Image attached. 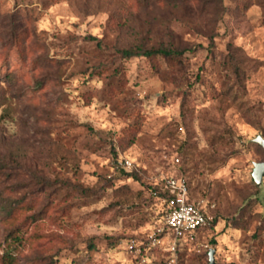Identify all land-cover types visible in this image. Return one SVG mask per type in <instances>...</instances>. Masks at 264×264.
<instances>
[{
    "label": "rangeland",
    "instance_id": "1",
    "mask_svg": "<svg viewBox=\"0 0 264 264\" xmlns=\"http://www.w3.org/2000/svg\"><path fill=\"white\" fill-rule=\"evenodd\" d=\"M259 136L264 0H0V264H264ZM173 175L207 211L176 255Z\"/></svg>",
    "mask_w": 264,
    "mask_h": 264
},
{
    "label": "built area",
    "instance_id": "2",
    "mask_svg": "<svg viewBox=\"0 0 264 264\" xmlns=\"http://www.w3.org/2000/svg\"><path fill=\"white\" fill-rule=\"evenodd\" d=\"M132 163L125 161V168H132ZM168 196L165 198L166 213L161 225L154 231L151 240L155 246H167L176 255L178 251L193 244L200 231L207 225V211L204 202H194L191 198L190 186L186 177L173 175L165 181ZM137 246L133 242L131 250ZM169 259L168 264H174Z\"/></svg>",
    "mask_w": 264,
    "mask_h": 264
},
{
    "label": "water",
    "instance_id": "3",
    "mask_svg": "<svg viewBox=\"0 0 264 264\" xmlns=\"http://www.w3.org/2000/svg\"><path fill=\"white\" fill-rule=\"evenodd\" d=\"M255 143L261 145L264 148V137L259 136L254 140ZM253 178L257 185L261 186L264 179V162L255 163L254 164V171H253ZM215 250H211L210 252V264L215 263Z\"/></svg>",
    "mask_w": 264,
    "mask_h": 264
},
{
    "label": "trees",
    "instance_id": "4",
    "mask_svg": "<svg viewBox=\"0 0 264 264\" xmlns=\"http://www.w3.org/2000/svg\"><path fill=\"white\" fill-rule=\"evenodd\" d=\"M123 53H124L125 57H127V58L134 57V56H143V57L150 58V57H153L156 55H163V56L171 57L174 54H177L178 51L166 50V49L134 51L132 49H129V50L123 51Z\"/></svg>",
    "mask_w": 264,
    "mask_h": 264
}]
</instances>
